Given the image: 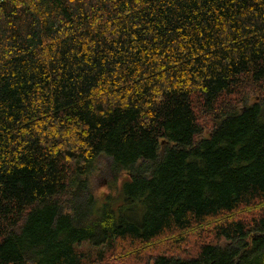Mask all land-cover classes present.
Wrapping results in <instances>:
<instances>
[{"label": "trees", "instance_id": "16d2710c", "mask_svg": "<svg viewBox=\"0 0 264 264\" xmlns=\"http://www.w3.org/2000/svg\"><path fill=\"white\" fill-rule=\"evenodd\" d=\"M103 156L126 176L99 205ZM191 232L196 251H154ZM125 242L264 264V0L0 3V264Z\"/></svg>", "mask_w": 264, "mask_h": 264}, {"label": "rangeland", "instance_id": "374dc122", "mask_svg": "<svg viewBox=\"0 0 264 264\" xmlns=\"http://www.w3.org/2000/svg\"><path fill=\"white\" fill-rule=\"evenodd\" d=\"M250 95L251 97H253V99L255 98L259 100L261 98L260 96H258V93L251 92ZM256 96H258V98ZM198 116L201 117L202 121L200 122L202 123L203 126H205L206 130L204 134L209 133L208 130L209 128L207 127H211L212 124L214 123L213 115L211 113L200 112L198 113ZM110 163H112V161L109 157L107 156L101 157L97 162V164H95L96 167L94 166V170L91 172V175L89 177L90 187H91L90 191L96 197L97 204L99 205L103 203V201L108 195L115 197L117 202L121 201L119 189L121 188L122 178H124L126 175L123 174L121 178L116 179V177H114L113 173L110 170V165H111ZM214 222L215 220H211V221L209 220L206 227H204L205 230H212L211 226L212 223ZM194 232L189 233V235L185 234V236L176 239V241L169 240L167 236L165 239H163V241L162 239L159 240L162 241L161 245H159L158 248H156L154 251L155 252L162 251L163 248L167 250L183 252L184 251L183 249H185L188 246L190 250L188 251L186 249L185 251L189 253L194 252L196 251L197 244L199 243L200 239L202 240L203 238V237L195 238V234L197 233ZM204 236H206V233ZM166 242H170V243H166ZM125 244L126 242L124 243V245ZM128 244L129 245L123 246V243H119L117 248L112 249L108 246L94 247L88 243H82V245L79 246L78 249L84 255L83 256L84 264H142L144 258L148 255L149 252H151L150 249H146L145 247L142 246V248L144 249V254L141 255L140 251L137 250L140 248L138 247L139 244H134L131 242ZM131 252H138V253L136 255H131L132 254Z\"/></svg>", "mask_w": 264, "mask_h": 264}, {"label": "built area", "instance_id": "2783aa9c", "mask_svg": "<svg viewBox=\"0 0 264 264\" xmlns=\"http://www.w3.org/2000/svg\"><path fill=\"white\" fill-rule=\"evenodd\" d=\"M4 0H0V3H2Z\"/></svg>", "mask_w": 264, "mask_h": 264}]
</instances>
